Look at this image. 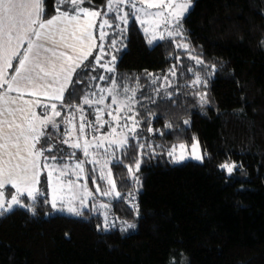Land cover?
Instances as JSON below:
<instances>
[{"label": "trees", "instance_id": "16d2710c", "mask_svg": "<svg viewBox=\"0 0 264 264\" xmlns=\"http://www.w3.org/2000/svg\"><path fill=\"white\" fill-rule=\"evenodd\" d=\"M192 1L182 36L150 45L135 20L128 25L110 76L121 98L136 89L141 127L123 148L101 149L114 191L95 162L85 163L108 218L103 221L95 198L77 216L51 211L46 195L33 201L25 194L21 200L31 208L0 215V264H176L180 256L185 264H264V0ZM42 3L45 20L73 8L70 0ZM80 6L104 13L107 0H80ZM84 64L60 105L75 119L74 105L94 98L100 73L93 56ZM169 69L177 84L160 92ZM195 138L202 162L168 161L173 147ZM225 163L236 165L231 174L220 167ZM126 191L138 194L136 207L124 202Z\"/></svg>", "mask_w": 264, "mask_h": 264}, {"label": "snow or ice", "instance_id": "6c2138e0", "mask_svg": "<svg viewBox=\"0 0 264 264\" xmlns=\"http://www.w3.org/2000/svg\"><path fill=\"white\" fill-rule=\"evenodd\" d=\"M69 0H61L63 5H66ZM73 5L72 12L57 10L56 15H52L48 19H43L46 15V10L43 7L42 0H0V87H5L6 90L0 93V189L5 186H11L15 189L16 194L12 195L7 201L3 198V193L0 192V215L3 212L9 211L15 205L29 207L24 205L20 197L27 195L31 200L35 201L42 193L39 190L41 183V174L46 170V183L51 188L52 197L50 201L51 207L56 210H66L74 215H82L81 210L75 205L74 201L79 200L81 207L88 196L92 193L87 189V183L83 185L75 183L71 180L65 184L61 177L66 175L65 170L57 168L55 163H48V160L55 161L56 157H44L43 147L38 148L42 138H50L45 129L49 125L56 127L55 117H59L61 112L57 110V103L65 106L64 94L73 83V75L77 73V69L81 66L87 67L84 64L92 56V50L99 47L101 55L94 57L95 62L107 72H115L116 56L113 55L111 60L102 64L104 45H97V37L94 35V30L99 31L98 39L104 41L108 33L105 28H111L109 20L104 18L108 12L120 11V6L128 3L133 10L131 15L143 27V32L148 37V43L151 45L157 39H165V34L168 37H176L183 35L182 20L191 6V0H107V12L102 13L98 10H90L80 6V0H70ZM139 3V7H137ZM155 9V11H152ZM129 12H124L118 16V19L125 25L119 29L120 33L126 38L129 23ZM97 18H100L97 24ZM161 25H164V31H159ZM169 25L173 27L170 29ZM117 27H119L117 25ZM27 40V47L21 52V47L24 41ZM117 40L111 41V47L116 51ZM123 46V45H122ZM177 47L187 49L188 44H177ZM18 60V66L14 68V74L8 78L7 69L13 68L12 60ZM193 59H196L193 57ZM198 63L201 61L197 60ZM175 75V71H172ZM95 78V77H94ZM99 79L104 80V76ZM165 79H167L165 77ZM199 77L196 83H199ZM117 87L115 79L112 81V87L101 89V92L107 91L112 95V103H118V100L113 93ZM125 91L129 89L125 88ZM133 97L136 89H131ZM17 93L16 96L9 95ZM25 94L37 97L35 100H27ZM43 96L52 103H44L38 97ZM133 97H129L132 100ZM104 96L99 100H89L84 98V104L94 105L103 104ZM201 101L206 102L201 96ZM36 107L43 109L41 114H37ZM71 107V105H68ZM78 111H83L82 106L77 107ZM49 111L51 114L49 115ZM117 113L122 111V108L116 109ZM131 111V108H129ZM97 122L102 127L107 121L102 120L103 109L97 108ZM112 120L119 121V115H112ZM85 118L81 116V120ZM132 127L130 133H135L139 121L132 117ZM19 120V122H17ZM67 123L72 125V121ZM189 123V121H185ZM73 126V131H74ZM85 124L81 123L79 131L83 135ZM151 131V129H149ZM115 133V129H112ZM72 135V131L67 133ZM107 137H101L100 143L96 146L100 147ZM63 143H68L64 140ZM128 143L127 135L122 136L119 140H110L109 144H116L123 148ZM75 148H80V143L72 145ZM89 143L85 141L83 150L85 155H89ZM143 147V145H141ZM180 154L175 155V147L168 153L176 162L182 161L186 155L192 158L202 160L203 157L199 154V141H195L191 145V152H186V145H179ZM44 162L42 164L41 158ZM98 163V161H94ZM110 161H105L102 169L107 166ZM140 161L138 160L135 168L138 171ZM221 168L233 172L236 167L234 164H222ZM132 173V169H129ZM73 173L79 178L84 173L83 162L76 164ZM111 170L107 172L108 183L111 190H115V182L111 178ZM105 178V174L101 172V179ZM137 183L139 182L138 178ZM83 189V194L79 195L73 188ZM67 188L71 195L65 198L64 190ZM112 191H106L103 195H111ZM117 196L120 194L117 192ZM101 207H107L101 205ZM109 225L105 222V227ZM135 228L134 224L127 226Z\"/></svg>", "mask_w": 264, "mask_h": 264}, {"label": "rangeland", "instance_id": "374dc122", "mask_svg": "<svg viewBox=\"0 0 264 264\" xmlns=\"http://www.w3.org/2000/svg\"><path fill=\"white\" fill-rule=\"evenodd\" d=\"M192 4H193V1L191 0L190 8L192 7ZM139 6H140L139 3H137V7H139ZM132 11L133 10L130 8L129 4L125 3V4L120 6V11H118V12H108L107 16H105L104 18L109 20V23L112 25V27L104 29V31H106L108 33V35L106 36L104 41H100L98 39L97 35L99 36V31L94 30V35L97 37V40H96L97 45H100L101 43L104 45V53L102 55H103V59L105 61L101 62L102 64L107 63L108 61H110L111 57L113 55L116 56V60H117L118 56L121 53V51L126 47L127 33H126V38H125L119 31V29H122V28L125 27L123 22L118 19L119 15H122L124 12H129L130 13V15H129V23L132 20H135L136 23L138 24V26L143 31V27L135 19V16L131 15ZM152 11H155V9H153ZM105 12H107V6H106ZM129 23H128V25H129ZM97 24H99V22ZM117 25L119 27H117ZM128 25H127V28H128ZM172 27H173L172 25H169L170 29ZM159 31H164V25H161ZM167 37L168 36L165 34V38H167ZM113 39L117 40L116 49H119V51H116L115 49H113L111 47V41ZM159 40H161V39H157L155 42H157ZM97 55H101V53L99 51V47H97L96 49L94 48L92 50V56L95 57ZM172 71L173 70L169 69L168 74H166L165 76L161 77V81L162 82H161V84L159 86L160 92H166V90L169 87L176 86L178 79H177V76H176V72H175V75H173ZM111 73L112 72H107L105 69L100 67V73H98V77H97V81H96V88L97 89H95L93 91V96H92L94 98L89 99V100H99L101 96L105 97L104 103L103 104H99L102 107L103 111H105V116H102V120L103 119H107L108 123H109V125H107V123H104L105 126H107L105 131H100L97 135L89 137L86 134V131L84 130L83 135H81V133L79 131V127H80L81 123L79 121H75L77 119L72 117L71 114H66L64 116V118H63V124H68L67 123L68 120L72 121V125H69L68 131L66 132V135H67V133L69 131H72V135H71L72 138L71 139H67V137L65 136V137H62V139H58V138L54 139V145L55 144H57V145L59 144V147L61 146L60 150H58V153L52 152V154H48V152L44 151V157H51V156H55L56 157V160L54 162L51 161V160H48L47 161L48 163H55L57 168H59L61 170H65L64 166L65 165L67 166V168L65 170L66 171V175L64 177H61V179L63 180V182L65 184H67V182L69 180H71V181H73L75 183H78L80 185H83L85 182L87 183V189H88V191H90L92 193V195L87 197L83 207H81L79 200L74 201V203L80 210H83V209H85L87 207L94 206L95 203H94L92 198H95L96 203H98L99 207L104 211L103 212V219H104L103 221H105L108 218V216L106 215L104 207H101V205H105L104 204L105 201L102 200V190L97 186V183L95 185V188H92V187L89 186L88 180H87L86 169H85V163L87 161H89V160L91 162L98 161V163L95 162V164L99 168V173L101 175V172L102 171L104 172L105 178L103 180L109 186V190H111V187H110V185L108 183V179H107V172L110 169V167H109L108 164L103 169L101 167L102 165H104L106 160L110 161V159L109 158L104 159V157L102 156V153H101V149H105V148H107V147H109L111 145L112 146H118L116 144H109V141L113 140V139L119 140L124 135H127L128 138L136 137V135H137L136 133H137L138 129L141 127V122L138 119V117L136 115L135 108H134V101L133 100H129V99H125V98H121L119 96V94L121 92H120L118 86L116 87L115 92L113 93V95L116 96V98L118 100V103H112V95H110L107 91H104V92L100 91L101 89H105L106 90V89L112 87V81H113L114 78H111V76H110ZM100 76H104L105 79L104 80L99 79ZM165 77L167 79H165ZM104 82H107V83H104ZM44 98L45 97H43V100L46 99V98L45 99ZM118 108H122V111H120L119 113H117V111H116V109H118ZM129 108H131V111H129ZM38 111L41 114L43 112V109L38 107ZM109 112H111L112 115H119V117H120L119 121L112 120V116H110L108 114ZM129 117H132L135 120L139 121V124L136 127L135 133H130L129 132V129L132 127V119H129ZM99 125H100V123H99ZM73 126H74V129H75L74 131H73ZM113 128L115 129V133L112 132ZM100 129H101V126H100ZM45 131H46V129H45ZM48 137H49V134H48ZM101 137H107V139H105L103 141L102 146L97 147L96 145L98 143H100V138ZM64 140H68V143H63ZM42 141H43L42 144L44 146L45 142L47 141V137L46 138H42ZM57 141H59V142L57 143ZM85 141H87L89 143V145H90V147L88 148L89 155H87V156L85 155L84 150H83V146H84ZM195 141H199V140L197 138H195L190 144L183 143V144L186 145V152L187 153L191 152V145ZM77 142L80 143V145H81V147L79 148V150L81 151L80 155H73V156L68 155L67 156L66 154L65 155L62 154V152L65 153V151L62 150V149H64V147L66 145L69 146L71 143L73 145L74 143H77ZM180 144H178L175 147V149H176L175 155L176 156H178L180 154V149H179V145ZM54 145L49 147V148H47V149L48 150H50V149L53 150ZM172 149L170 151H172ZM77 150H78V148L73 147L71 153L73 152V154H75V153H77ZM199 154L203 157L202 152H201V148H200V143H199ZM167 159H168V161L170 163H182V162H185V161H188V160H193V161H197V162H202L203 161V159L202 160L194 159L190 155H186V158L184 160H182V161H179V162H176V160L172 156H169L168 154H167ZM41 161H42V164H43V162H44L43 157L41 158ZM81 162H83L84 173L82 175H80L79 178H78L77 175H75L73 173V169L75 168L76 164L81 163ZM111 178H112V175H111ZM46 180H47V174H46V170H45L41 174V183H40V185L38 187H39V190L42 193V195H46L48 197V201H50L51 197H52V191H51V188L46 183ZM7 188H8V186H5V188L0 189V192L3 193V198H4L5 201L9 200L12 195L16 194V191H15L14 188H12L11 191H8ZM73 191H75L79 195L83 194V189L82 188L77 189V188L74 187ZM64 195H65L66 200L71 195V193L69 192V190L67 188H65V190H64ZM20 199H21V197H20ZM16 206H19V205H15V206H13V208L16 207ZM51 211H53V212L58 211V212H61V213L71 214V213H68L66 210H56V209H53V208H51ZM175 261H176V264H185L184 260L181 261V256H180V258L178 260H174V262Z\"/></svg>", "mask_w": 264, "mask_h": 264}, {"label": "crops", "instance_id": "0c3cea01", "mask_svg": "<svg viewBox=\"0 0 264 264\" xmlns=\"http://www.w3.org/2000/svg\"><path fill=\"white\" fill-rule=\"evenodd\" d=\"M98 20H97V23L99 22V20H100V18H97ZM97 34V33H96ZM97 37H98V35H97ZM27 47V40H25L24 41V44H23V46L21 47V52H23V50H24V48H26ZM96 49V48H95ZM12 64H13V68H11V69H7V73H8V78H10L11 77V75H13L14 74V68L15 67H17L18 66V60L17 59H13L12 60ZM6 90V86L5 87H0V93H2V92H4ZM9 95H11V96H16L17 95V93H15V92H12V93H10ZM24 98L25 99H27V100H35V99H37V97H33V96H31V95H28V94H25V96H24ZM42 102H44V103H52V102H55V101H48V100H46L45 98V100H43V97L42 96H40V97H38ZM55 103H57V110L58 111H60L61 112V115L59 116V117H55V122H56V127H52L51 125H49L48 126V128H46V133H48L49 134V137L50 138H47V141L45 142V144H44V146H43V144H42V139H41V141H40V143L37 145V147L38 148H40V147H43L44 149H46L45 151L46 152H48V154H52V152H54V153H58V150H60V148H61V146L59 147V144L57 145V144H55L54 145V139L55 138H58V139H62V137H67V139H71L72 138V136H68V135H66V132L68 131V127H69V124H63V118H64V116L66 115V114H62V109H61V107H60V103L59 102H55ZM36 112H37V114L39 115L40 114V112L38 111V107H36ZM49 115L51 114V112L49 111V113H48ZM104 114V116H105V111H103L102 112V114H101V116ZM75 121H77V120H75ZM103 121H107L108 122V120L107 119H103ZM17 122H19V120L17 121ZM67 128H66V127ZM62 128V129H61ZM58 130L60 131V133H58ZM57 131V132H56ZM59 141H57V143H58ZM54 145V147H53V150H48L47 148H49V147H51V146H53ZM72 149H73V146H72V143L68 146V145H66L65 147H64V149H62V150H64L65 151V153H63L62 152V154H66L67 156L68 155H70V156H73V152L71 153V151H72ZM79 149V148H78ZM65 161V160H64ZM63 161V162H64ZM11 187V186H10Z\"/></svg>", "mask_w": 264, "mask_h": 264}, {"label": "built area", "instance_id": "2783aa9c", "mask_svg": "<svg viewBox=\"0 0 264 264\" xmlns=\"http://www.w3.org/2000/svg\"><path fill=\"white\" fill-rule=\"evenodd\" d=\"M82 106L83 111H78L77 107ZM101 108L99 104H94V105H88L84 104V102L75 104L74 109L76 110L77 113V121L80 123L85 124V131L86 134L90 136H95L100 132V125L97 122V112L96 109ZM81 116H83L85 119L81 120ZM122 198L126 204H129L133 207H136L138 205V194L135 191H126L123 192Z\"/></svg>", "mask_w": 264, "mask_h": 264}]
</instances>
